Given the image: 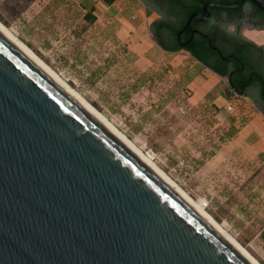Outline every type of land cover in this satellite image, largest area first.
<instances>
[{"label":"water","instance_id":"water-1","mask_svg":"<svg viewBox=\"0 0 264 264\" xmlns=\"http://www.w3.org/2000/svg\"><path fill=\"white\" fill-rule=\"evenodd\" d=\"M0 264L249 263L0 33Z\"/></svg>","mask_w":264,"mask_h":264},{"label":"crops","instance_id":"crops-1","mask_svg":"<svg viewBox=\"0 0 264 264\" xmlns=\"http://www.w3.org/2000/svg\"><path fill=\"white\" fill-rule=\"evenodd\" d=\"M32 3L39 12L49 13L56 19L72 35L73 44H81L84 57L116 69L122 80L129 82L127 89H134L136 100L141 92L143 100L148 94L154 95L157 87H167L169 93L164 95L166 99L156 115L161 120L159 125L171 129L181 126L185 133L188 129L198 131L202 147L198 172L203 176L217 174L228 164H232L230 170L249 178L263 168L262 108L250 96L233 92L226 77L188 52L163 49L152 30L160 17L156 4L145 0H112L111 3L34 0ZM155 15L157 18L150 21ZM247 33L263 41L252 39ZM246 35L264 47L263 29ZM165 57L170 60L164 77L160 72Z\"/></svg>","mask_w":264,"mask_h":264},{"label":"rangeland","instance_id":"rangeland-1","mask_svg":"<svg viewBox=\"0 0 264 264\" xmlns=\"http://www.w3.org/2000/svg\"><path fill=\"white\" fill-rule=\"evenodd\" d=\"M155 18L157 15L149 20ZM0 21L116 129L144 152L150 151V158L181 189L259 264H264V166L250 178L230 170L232 164L217 174L203 176L198 172L202 157L198 131L188 129L185 133L181 126L171 129L159 125L161 120L156 115L169 93L167 87H157L154 95L148 94L143 100L141 92L136 100L134 89H127L129 82L122 80L116 69L84 57L81 44H73L72 35L33 3L0 0ZM169 60H163L162 76L168 74Z\"/></svg>","mask_w":264,"mask_h":264},{"label":"flooded vegetation","instance_id":"flooded-vegetation-1","mask_svg":"<svg viewBox=\"0 0 264 264\" xmlns=\"http://www.w3.org/2000/svg\"><path fill=\"white\" fill-rule=\"evenodd\" d=\"M171 1L148 0L156 4L160 11L159 21L153 24L152 30L159 34L167 47L196 49L203 42L207 46L204 53L209 55L208 59L213 64L232 65V62L239 61L237 50L245 52L249 49L248 44L254 43L246 32L264 30V13L248 0L232 8L225 6L236 5L241 0H180L192 8L185 23V16L173 10L174 2ZM193 14L196 16L190 20ZM202 17H205L204 20H200ZM173 30H178V34L174 35ZM260 54L259 59L264 64V47Z\"/></svg>","mask_w":264,"mask_h":264},{"label":"bare ground","instance_id":"bare-ground-1","mask_svg":"<svg viewBox=\"0 0 264 264\" xmlns=\"http://www.w3.org/2000/svg\"><path fill=\"white\" fill-rule=\"evenodd\" d=\"M0 33L27 59L53 79L73 100L83 106L106 130L120 140L144 165L169 186L191 209L205 219L249 264H259L222 226L200 205H198L180 186L175 183L145 152L128 137L116 129L99 111L89 104L77 91L38 57L26 44L18 39L1 21Z\"/></svg>","mask_w":264,"mask_h":264},{"label":"trees","instance_id":"trees-1","mask_svg":"<svg viewBox=\"0 0 264 264\" xmlns=\"http://www.w3.org/2000/svg\"><path fill=\"white\" fill-rule=\"evenodd\" d=\"M32 3L34 0H25ZM111 3L112 0H106ZM148 2V0H145ZM173 10L175 12L183 14L185 23L192 11L191 5L180 0H172ZM92 18H90V21ZM164 26V25H163ZM174 35L178 34V30H173ZM153 36L156 38L160 46L170 52H179L186 50L188 51L196 60L200 61L214 72L218 73L220 76L226 77L229 82L230 89L240 95L250 96L256 103L260 105L264 113V64L259 59L260 51L262 52L263 47L250 42L249 49L244 52L243 49L237 50V55L239 61H234L232 65H226L225 63L213 64L208 59L209 55L205 54V49L202 43L199 44L198 48H183L181 46L167 47L160 40V36L157 32L153 31ZM259 51V52H257ZM219 61V60H218ZM220 62V61H219ZM251 90H255V93H251Z\"/></svg>","mask_w":264,"mask_h":264},{"label":"built area","instance_id":"built-area-1","mask_svg":"<svg viewBox=\"0 0 264 264\" xmlns=\"http://www.w3.org/2000/svg\"><path fill=\"white\" fill-rule=\"evenodd\" d=\"M150 153H151L150 151H145V154L153 159V156L151 155L152 153L151 154Z\"/></svg>","mask_w":264,"mask_h":264}]
</instances>
